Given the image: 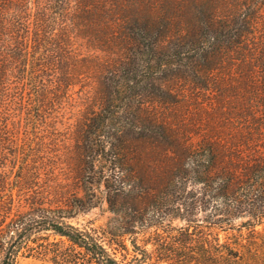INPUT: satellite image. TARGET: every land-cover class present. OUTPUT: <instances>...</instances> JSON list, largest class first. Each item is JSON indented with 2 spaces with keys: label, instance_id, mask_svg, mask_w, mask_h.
Segmentation results:
<instances>
[{
  "label": "trees",
  "instance_id": "trees-1",
  "mask_svg": "<svg viewBox=\"0 0 264 264\" xmlns=\"http://www.w3.org/2000/svg\"><path fill=\"white\" fill-rule=\"evenodd\" d=\"M219 2L19 0L0 21V90L9 89L12 78L36 89L46 69H57L64 62L67 70L60 67V81L67 87L86 73L100 74L102 112L108 116L99 119L105 122L130 109L140 110L162 91L161 87L141 90L140 83L160 79L157 75L169 67L180 70L186 58L192 59L191 70L198 74L220 70L235 55L248 52L264 69V18L257 21L264 0H242L234 8ZM78 37L86 38L101 54L77 53L74 40ZM31 42L42 49L60 45L61 56L35 57ZM115 99L123 103L122 110L114 108ZM124 121L122 129L115 128L108 136L101 130L89 142L88 190L85 196H74L69 207L32 202L29 209L11 217L9 206L0 205V264H15L19 253L50 259L53 264H264V154L250 156L235 174L217 167L216 144L201 146L189 159L199 166L205 158L207 170L194 166L191 176V169L181 168L183 174L170 175L164 189L147 203L142 172L126 166L136 131ZM190 183L202 187L189 188ZM206 195L208 202L214 201L215 212L203 224L197 215ZM124 196L125 201L119 202ZM102 201L114 214L108 222L96 224L90 219L78 225L71 221ZM219 213L223 218L216 217ZM175 217L184 224L173 225ZM238 218L245 220L238 225L234 223ZM221 223L227 231L223 240L215 233Z\"/></svg>",
  "mask_w": 264,
  "mask_h": 264
},
{
  "label": "rangeland",
  "instance_id": "rangeland-1",
  "mask_svg": "<svg viewBox=\"0 0 264 264\" xmlns=\"http://www.w3.org/2000/svg\"><path fill=\"white\" fill-rule=\"evenodd\" d=\"M220 1V4L225 2L232 8L242 3V0ZM18 2L0 0V21L9 15V7L16 6ZM219 13L223 14V11ZM259 18L257 21L264 18L262 10ZM31 44L30 51L35 57L61 56L60 45L42 49L33 42ZM74 48L81 55L101 54L86 38H75ZM235 56V60L214 72L197 74L191 70L190 58L184 60L180 70L176 67L162 70L157 75L160 79H147L140 83L141 90L153 91L161 87L162 91L157 96L142 104L140 110L130 109L126 114L123 112L121 119L105 122L102 120L108 114L102 112L100 74L86 73L75 85L67 87L60 81V67L67 70L63 62L57 69H46L42 74L43 83L36 89L31 85L24 86L22 80L10 79L13 82L9 89L0 90L1 207L7 209L9 206L12 217L18 211L29 209L32 202L69 207L74 196H85L88 190L85 160L90 152L89 142H93L101 130L108 136L115 128L122 129L127 124L124 120L130 122L128 127L136 131L127 151L130 159L126 166L142 172L147 198L144 202L154 200L174 172L183 174L182 170L189 168L191 172L188 175L194 176L197 162L191 163L189 156L207 144L217 146L220 156L218 168L239 174L246 159L264 154V104L261 99L264 97L261 96L264 69L248 52ZM78 65L80 68V63ZM108 75L119 78L118 75ZM113 104L114 108L123 109L119 100L115 99ZM136 114L146 120V125L135 118ZM101 116L104 118L99 119ZM137 124L142 127L138 128ZM205 160L201 159L196 167L206 171ZM179 180L181 178L176 183L179 184ZM191 180L193 178L188 181ZM189 185L195 189L202 187V183ZM12 193L13 200L10 199ZM208 197L206 195L197 215L203 224H206L204 219L215 212L214 201L208 202ZM118 200L124 202L125 196ZM128 212L133 210L129 208ZM113 216L108 202L102 201L99 206L87 213H79L71 221L82 225L94 219L96 224H104ZM216 217L223 218V214ZM243 220L245 218H238L234 223L239 225ZM171 223L181 226L184 220L175 217ZM222 224L215 227V233L221 240L227 234ZM258 228L262 229L263 225ZM243 230L248 231L246 228ZM232 231L239 232L238 229ZM147 247L152 248V245ZM52 262L19 253L15 264Z\"/></svg>",
  "mask_w": 264,
  "mask_h": 264
}]
</instances>
